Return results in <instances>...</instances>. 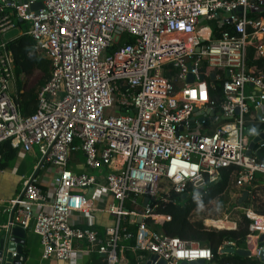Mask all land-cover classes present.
<instances>
[{"label":"built area","instance_id":"2783aa9c","mask_svg":"<svg viewBox=\"0 0 264 264\" xmlns=\"http://www.w3.org/2000/svg\"><path fill=\"white\" fill-rule=\"evenodd\" d=\"M35 2L0 0V144L6 140L24 152L37 146V170L50 164L57 171L46 193L37 173L24 179L21 192L6 203L11 217L5 227L38 235L42 259L69 260L82 241L107 264H118L125 249L167 264L210 262L209 247L165 236L146 220H168L155 211L158 204L176 203L183 193L198 200L196 189L217 181L222 168H235L232 186L247 191L245 199L256 175L264 177L254 149L264 144L248 153L245 131L252 109L264 119V72L245 66L250 46L264 57V20L247 16L251 3L264 7V0H43L37 9ZM206 22L229 30L214 38ZM11 29L27 34L33 51L51 63L35 110L26 116L15 101L13 56L4 39ZM210 73L222 81L219 102L210 98ZM74 152L97 174L69 169ZM93 187L113 198L105 211L114 224L102 235L74 220L95 208L80 191ZM239 209L249 221L243 248L258 260L264 214L252 204L204 218L203 225L235 229Z\"/></svg>","mask_w":264,"mask_h":264},{"label":"trees","instance_id":"16d2710c","mask_svg":"<svg viewBox=\"0 0 264 264\" xmlns=\"http://www.w3.org/2000/svg\"><path fill=\"white\" fill-rule=\"evenodd\" d=\"M248 17H260L264 20V15L254 12H247ZM222 30H229L228 25H223L220 28L214 27L212 37L216 38ZM127 41V40H126ZM33 40L25 33L16 35L6 41V47L11 51L14 63L15 84L17 87L16 104L21 115L26 116L35 110L36 94L39 88L44 84L50 73V61L42 55L36 54L33 51ZM245 66L247 68H255L256 71L264 70V57H256L254 47L250 46L246 49ZM212 71V70H211ZM34 74H38L36 82L31 87L26 86L27 80ZM222 81H209L208 90L210 98L219 102L222 99ZM175 86L177 84L175 83ZM264 127V123L260 125ZM257 160L264 162V146L258 148L255 146ZM13 148L10 147L9 141H4L0 144V160H8L14 155ZM234 167L222 168L219 173V178L213 183H209L200 194L197 200L192 196H188L184 200L177 198L176 203L160 202L156 208L157 213L166 214L168 220L158 223L156 229H152L150 219L146 220L148 226L155 231L161 232L168 237H178L183 241L196 242L200 246L209 247L213 258L211 261L215 264H259L256 259L241 257L237 254L221 253V246L227 242H233L235 246L242 248L245 246V238L249 234V221L239 209L235 212L236 228L232 230L207 228L203 225L202 220H193L191 212L200 205H206L210 201L220 197L227 189L233 176ZM256 188L249 199H244L240 204L235 203L233 206L240 207L252 204L257 212L264 214V186ZM254 192L257 193L254 194ZM126 208L131 205L125 204ZM128 230L134 232V227L129 222H126ZM134 239L128 241V245H132ZM129 257V264H136L132 255L126 253Z\"/></svg>","mask_w":264,"mask_h":264},{"label":"crops","instance_id":"0c3cea01","mask_svg":"<svg viewBox=\"0 0 264 264\" xmlns=\"http://www.w3.org/2000/svg\"><path fill=\"white\" fill-rule=\"evenodd\" d=\"M250 70L256 71L255 68H250ZM261 71L264 72V70ZM178 86L179 84H177V87ZM247 90L250 89L247 88ZM262 123H264L263 115H261L260 111H257V109H252L251 114L246 118L245 131L250 125L261 129L263 128L260 126ZM249 137L251 139V136ZM37 164L38 157L34 151V147L30 152L15 149L12 158L6 161L0 160V235L7 229L5 227L9 216L6 207L7 201L14 198L21 192L22 182L25 178H29L34 175L37 170ZM67 167L74 172L88 171L97 174L95 171H91L84 166V158L81 152H74L71 154ZM41 170L42 168H40L36 174L38 178L37 184L46 193L50 191L53 184H51L50 180L46 178L45 173L39 175ZM232 182L233 176L231 177L228 188H233L231 189L232 195L238 199L239 196H242L245 190L243 188L240 189L233 187ZM262 186H264V177L257 174L255 178V187L263 188ZM80 191H83L89 198L92 199L93 206L95 208L75 215L74 220L78 226L93 229L97 231L99 235H102L105 227L114 224V217L105 211L106 206L113 202V198L105 192L96 191L94 187ZM36 211L37 208L35 207L33 211L34 214ZM26 233L25 244L23 247V252L26 258L20 264H107L104 257L96 253L94 250H89L88 245L82 241L75 242V252L73 257L69 260L61 261L53 257L42 259L39 236L34 234L31 230L26 231ZM126 253L133 256L136 264H145L151 257L148 253L141 252L136 254L132 253L130 250L128 251V249H125L124 251L119 252L120 256L118 264H129V257H127L128 255ZM203 264H215V262L210 261Z\"/></svg>","mask_w":264,"mask_h":264},{"label":"water","instance_id":"95a60500","mask_svg":"<svg viewBox=\"0 0 264 264\" xmlns=\"http://www.w3.org/2000/svg\"><path fill=\"white\" fill-rule=\"evenodd\" d=\"M36 2L33 4V8L37 9L41 7L43 0H35ZM238 15H241V7L238 8ZM249 11L254 13H259L264 15V7L258 6L253 3L249 6ZM245 71H247V68H245ZM200 80H204L205 76L203 74L199 75ZM208 79L210 81H214V74L210 73L208 76ZM193 80V77L191 75L187 76L186 82L191 83ZM209 114H213L212 111L206 110ZM257 111H259L257 109ZM194 118L191 117L189 120V123H193ZM246 133H248L249 136H251V140L249 142L248 146V153L254 148L256 144H264V127L259 129L252 125L248 126L246 129ZM247 153V154H248ZM38 170L35 171L34 174L37 173ZM204 187H199L196 189L197 193H201L203 191ZM247 195V191L243 192V196L238 199V204L242 202V200L245 199ZM188 197L186 193H183L179 196L180 200H184ZM147 202V197L144 198V204ZM11 214L9 213L8 220H10ZM139 220V219H138ZM26 230L23 229L19 225H13L9 227L8 229L4 230L2 234L0 235V264H20L25 260V255L23 252V247L25 244V238H26ZM257 243L260 246L259 252L257 254V259L259 261V264H264V235L260 234L257 238ZM221 253H228V254H237L241 257H249L250 252H248L244 248H234L229 244H224L220 248ZM104 257V255H101ZM145 264H167L162 259H157L155 256H151L149 260ZM178 264H203V260H197V261H180Z\"/></svg>","mask_w":264,"mask_h":264},{"label":"rangeland","instance_id":"374dc122","mask_svg":"<svg viewBox=\"0 0 264 264\" xmlns=\"http://www.w3.org/2000/svg\"><path fill=\"white\" fill-rule=\"evenodd\" d=\"M204 25L209 27V30L213 27L212 22H206L203 23ZM214 28V27H213ZM213 29H211L212 31ZM20 30L18 29H11L8 30L5 34H4V39H10L14 36H16L18 34ZM210 32H208V29L204 31V35L205 36H209ZM38 77V74H34L32 77H30L27 80V88L31 87L32 85H34V83L36 82V79ZM16 85V84H15ZM14 85H12L9 89V93L13 94L14 92ZM34 151L38 157V148L37 146H34ZM57 171V168L54 165H47L46 167L42 168V170L39 172V175H41L42 173L46 174V178H48L50 180L51 176L55 174V172ZM239 199V198H238ZM236 198L232 195V191L231 189H227L220 197L210 201L208 204L206 205H200L197 208H195L192 212H191V218L193 220H203L204 218H218L220 216H222L224 213H228L232 210L233 204L235 203ZM234 215L237 216L238 213L234 212ZM158 223H156V221H151V227L152 229H156V225ZM246 241V238H245ZM236 248H239L236 246ZM243 248V247H242Z\"/></svg>","mask_w":264,"mask_h":264}]
</instances>
